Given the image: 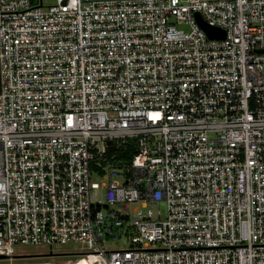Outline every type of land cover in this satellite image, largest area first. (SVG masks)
<instances>
[{"label": "built area", "instance_id": "built-area-1", "mask_svg": "<svg viewBox=\"0 0 264 264\" xmlns=\"http://www.w3.org/2000/svg\"><path fill=\"white\" fill-rule=\"evenodd\" d=\"M70 256L264 264V0H0V264Z\"/></svg>", "mask_w": 264, "mask_h": 264}, {"label": "rangeland", "instance_id": "rangeland-1", "mask_svg": "<svg viewBox=\"0 0 264 264\" xmlns=\"http://www.w3.org/2000/svg\"><path fill=\"white\" fill-rule=\"evenodd\" d=\"M102 178L98 177V176H94L93 177V181L101 183L102 182ZM92 203L95 206H99V207H104V205L106 204V198H105V190L104 189H100V190H95L92 192ZM135 205H132L130 207V211L132 212L135 209ZM157 207L154 208V211H157ZM159 209L162 212V218L164 219L167 215V209L166 206L164 204L159 205ZM128 239L127 238H123L121 241L118 242H112L109 241V248L111 250H119L122 248H128L129 247V243H128ZM18 251L24 252L27 255L30 256H38V255H45L48 254L50 252V250L47 247H35V246H21L17 248ZM86 249L83 245L79 244V243H66V244H61L59 246H55L53 247V252L54 253H58V254H78L81 252H85ZM73 261L75 260L74 256H70V257H60V258H56L55 261L57 264H65L67 261Z\"/></svg>", "mask_w": 264, "mask_h": 264}, {"label": "water", "instance_id": "water-1", "mask_svg": "<svg viewBox=\"0 0 264 264\" xmlns=\"http://www.w3.org/2000/svg\"><path fill=\"white\" fill-rule=\"evenodd\" d=\"M196 17L198 19L199 24L205 30V32L208 34V36L210 38H218V39L224 38V32L223 31L207 25L204 21H202V19L199 17L198 14ZM50 256H52V254H50ZM0 258H3V257H0Z\"/></svg>", "mask_w": 264, "mask_h": 264}, {"label": "trees", "instance_id": "trees-1", "mask_svg": "<svg viewBox=\"0 0 264 264\" xmlns=\"http://www.w3.org/2000/svg\"><path fill=\"white\" fill-rule=\"evenodd\" d=\"M118 154H119V155H121V153H120V152H119Z\"/></svg>", "mask_w": 264, "mask_h": 264}]
</instances>
